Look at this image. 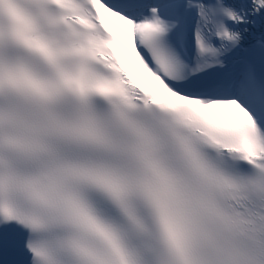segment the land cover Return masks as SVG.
I'll return each instance as SVG.
<instances>
[{
    "label": "snow or ice",
    "instance_id": "6c2138e0",
    "mask_svg": "<svg viewBox=\"0 0 264 264\" xmlns=\"http://www.w3.org/2000/svg\"><path fill=\"white\" fill-rule=\"evenodd\" d=\"M0 264H264V0H0Z\"/></svg>",
    "mask_w": 264,
    "mask_h": 264
}]
</instances>
